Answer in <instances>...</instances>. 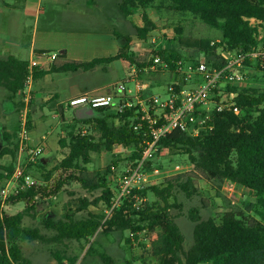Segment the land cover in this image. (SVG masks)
Wrapping results in <instances>:
<instances>
[{
  "label": "trees",
  "instance_id": "1",
  "mask_svg": "<svg viewBox=\"0 0 264 264\" xmlns=\"http://www.w3.org/2000/svg\"><path fill=\"white\" fill-rule=\"evenodd\" d=\"M118 10L124 18L141 12L142 25L136 28L137 37L141 41H146L155 30V23L149 16L151 10L156 13L164 10L188 15L220 32L219 39L215 41L181 37L180 29L177 30L179 49L166 46L153 53L168 62L171 70L174 69L172 63L180 60L193 64L203 60L209 67H222L231 57L264 53V0H120ZM252 20L257 24H251ZM115 36L119 37L117 33ZM128 48L127 41L115 56L95 58L88 62L58 64L55 59L47 70L34 69L32 80L37 81L51 73L86 72L116 60L142 69L146 59L135 60L132 53L127 52ZM182 49L201 57L197 60L185 59L180 53ZM38 55L46 54L36 52L35 56ZM253 61L257 73L253 79L264 84V54L255 58L246 57L244 68L250 67ZM28 64V61L13 56L0 58V88L8 92L12 99L23 90L29 72ZM223 89L234 94L232 103L239 109L237 115L232 110L213 111L208 121L211 129L201 131L195 137L174 131L162 138L158 146L160 150L176 151L187 157L197 172L219 187L231 183L252 192L255 202L245 206L243 212H226L217 222L214 219L202 220L197 208L189 210L187 218L194 224L193 243L185 251L183 235L169 214L173 208L169 202L174 189L188 199L197 194L192 175L186 174L167 179L162 186L152 185L139 191L138 195L145 198V201L137 203L133 198L123 199L106 216L105 211L111 208L116 189L112 188L105 174L89 172L87 166L92 162V155L110 153L115 147H122L131 150L128 161L134 162L141 157L144 137L134 129V115L128 111L117 114L100 108L94 109L91 116L79 118L75 115L67 120L63 104H58V116L65 123L64 136L58 140V144L67 149V154L44 175V179L49 180L56 171L62 175L51 188L39 187L11 195L5 207L23 204L22 212L9 214L0 206V264H31L23 256L20 242H44V238L37 228L28 229L23 226L24 216L33 212L34 206L43 198L55 196L73 182H77L89 193L98 191L99 196L92 201L86 197H78L73 203L68 201L64 207V221L42 219L46 228L57 232L54 237L56 242H60L66 233L73 230L72 219L75 214L102 203L104 213L100 216L101 234L109 236L127 233V245L139 244L144 247L140 238L142 233L156 231L157 239L152 245L151 254L158 259V264H264V87L238 88L226 85ZM33 99L34 93L30 107ZM57 99L55 96L53 101ZM216 101H219V97H216ZM19 107H22L20 101ZM114 121L118 125H114ZM31 128L29 124L28 130ZM13 139L16 143L11 149ZM3 140L5 146L0 150V160L10 156L12 161L7 167L0 165V182L12 173L18 150L16 133L4 134ZM39 163L38 160L32 167ZM152 168H156V165L147 162L146 169ZM149 196L155 201H148ZM93 252L90 245L84 256ZM52 256L54 263L49 264L78 262V257L67 256L60 251L54 252ZM98 257L103 264H113L105 253H99Z\"/></svg>",
  "mask_w": 264,
  "mask_h": 264
},
{
  "label": "rangeland",
  "instance_id": "2",
  "mask_svg": "<svg viewBox=\"0 0 264 264\" xmlns=\"http://www.w3.org/2000/svg\"><path fill=\"white\" fill-rule=\"evenodd\" d=\"M119 1L58 0L53 4H44L36 19L27 18L20 25V47L18 50L23 53L20 59L28 58L31 42H34L36 48H42L46 56L55 55L56 63L62 64L65 62H88L95 58L115 56L127 41L129 47L127 52L130 51L135 60H147L154 51L166 46L179 49L177 44L179 37L177 30L179 29L181 37L190 39L217 41L220 37L219 31L188 15L164 10L156 13L151 10L149 16L155 23V30L150 33L146 41H141L136 33V28L142 25L141 12L138 11L133 16L124 18L118 10ZM251 24L256 25L257 22L252 20ZM115 33L119 37H116ZM2 47H0V57L9 48L8 45ZM61 52L62 54H60ZM180 53L185 59L197 60L201 57L184 49ZM254 64L253 61L250 67L242 69L244 82L236 87H264V84L253 79L257 76ZM127 74V62L116 60L109 64H101L90 71L51 73L32 82V92L37 93L38 98L33 99V105L30 107L32 128L28 132V138L32 144L42 141L45 153L39 159L40 163L30 168L28 172L33 179L41 184L42 188H51L61 177L62 173L56 171L51 174L49 180L44 179V175L67 154V149L58 144V140L64 136L65 126L58 116V104H63L64 116L67 120H71L76 114L74 109L67 107L66 101L70 99V96L77 94L101 95L112 91L114 85L125 78ZM151 78L155 81L161 79L160 85H155L153 92L159 94L161 98H165V88L171 82L169 77L155 75ZM55 96L58 99L54 102ZM218 97L222 103L230 104L234 94L227 93L222 88ZM20 98L21 93L12 99L8 92L0 88V150L5 146L4 134H18ZM51 100L54 104H50ZM114 108H109V112H114ZM53 115L57 117L53 118ZM114 125H118V123L114 121ZM15 143L16 140L13 139L10 145L11 149ZM130 155L131 150L115 147L110 153L93 154L92 162L87 168L90 173L105 174L112 188H116L118 178L130 163L128 161ZM157 157H154L152 161L156 168L158 166L157 185L162 186L167 179L190 174L198 189L197 194L189 199L182 192L174 189L169 202L173 206L169 210V214L183 235L185 251L193 243L194 224L187 218L189 210L197 208L202 220L214 219L219 222L224 213L243 212L245 206L255 202L253 193L242 187L231 183H225L219 187L217 183L211 182L194 169L187 157L176 151L165 150L158 153ZM16 158L17 151L15 160ZM11 161L10 156H4L0 160V165L7 167ZM98 196V191L89 193L83 190L77 182H73L65 186L55 196L39 201L34 206L33 212L24 216L23 226L28 229L37 228L43 236L44 242L21 241L23 256L31 264H49L54 263L53 253L60 251L67 256L78 257L77 264H103L98 254L105 253L112 259L113 264H158V259L151 254L152 245L157 239L156 231L142 233L140 238L144 247L139 244L127 245L125 243V239L128 237L127 233H115L109 236L101 234L102 219L100 216L104 213L102 203L98 206H90L87 211L75 214L72 219L73 230L66 233L60 242L54 241L57 232L46 228L42 219L64 221V207L68 201L73 203L74 199L78 197H86L92 201ZM148 201H155V199L149 196ZM23 210V204L3 207V211L9 214H16ZM90 245L94 252L84 256L85 250Z\"/></svg>",
  "mask_w": 264,
  "mask_h": 264
},
{
  "label": "built area",
  "instance_id": "3",
  "mask_svg": "<svg viewBox=\"0 0 264 264\" xmlns=\"http://www.w3.org/2000/svg\"><path fill=\"white\" fill-rule=\"evenodd\" d=\"M259 54L240 55L229 58L222 67H209L201 60L197 64L177 61L172 63L150 54L142 69L128 65V74L117 82L112 91L101 95L83 94L66 101L67 107L77 110L87 108L109 109L115 107V113L130 112L134 129L142 133L144 149L140 159L128 163L124 172L117 180L116 193L110 209L105 211L109 216L114 207L123 199L133 198L137 203L145 201L138 192L146 187L157 185V168L146 169L147 162L158 158V142L173 133L180 131L188 136H198L201 131L211 129L208 121L213 111L232 110L234 114L239 109L233 103L225 104L216 101L222 88L226 85L236 86L244 82V60L246 57L255 58ZM56 59L55 55H40L28 61V77L21 92L22 107L19 113V130L17 134L18 150L12 173L0 182V206L3 208L11 195L28 189L41 187L29 175V168L44 155L45 146L42 141L32 144L28 138V125H32L30 102L32 100V75L34 69L47 70L50 63ZM169 77L171 82L166 86L165 98L155 94L154 86L160 85L151 76ZM147 78L146 77H149ZM159 83V84H156ZM180 86V89L177 87ZM53 115V118H56ZM43 140V139H42ZM178 168V167H177Z\"/></svg>",
  "mask_w": 264,
  "mask_h": 264
},
{
  "label": "crops",
  "instance_id": "4",
  "mask_svg": "<svg viewBox=\"0 0 264 264\" xmlns=\"http://www.w3.org/2000/svg\"><path fill=\"white\" fill-rule=\"evenodd\" d=\"M57 1L58 0H0V47L9 46V48L5 50L4 55L0 58L13 56L20 59L23 54L18 50L20 47V25L27 18L36 19L40 15L44 4H53ZM43 51L42 48H36L34 42H31L27 54L28 58L25 61L34 58L36 52ZM34 95L38 98L37 93H34ZM80 95L81 94L73 95L69 98H74ZM78 111H80V109L75 110L76 115ZM84 111L85 115L89 110Z\"/></svg>",
  "mask_w": 264,
  "mask_h": 264
},
{
  "label": "water",
  "instance_id": "5",
  "mask_svg": "<svg viewBox=\"0 0 264 264\" xmlns=\"http://www.w3.org/2000/svg\"><path fill=\"white\" fill-rule=\"evenodd\" d=\"M93 114V110H89L88 112H86V114L84 116H78L79 118H84L85 116H91Z\"/></svg>",
  "mask_w": 264,
  "mask_h": 264
},
{
  "label": "flooded vegetation",
  "instance_id": "6",
  "mask_svg": "<svg viewBox=\"0 0 264 264\" xmlns=\"http://www.w3.org/2000/svg\"><path fill=\"white\" fill-rule=\"evenodd\" d=\"M86 109H87V108L80 109V111H78V113H77V116H84V113H85L84 110H86Z\"/></svg>",
  "mask_w": 264,
  "mask_h": 264
}]
</instances>
